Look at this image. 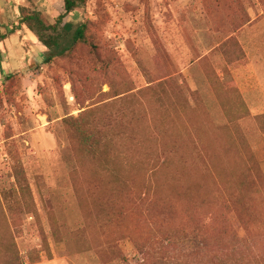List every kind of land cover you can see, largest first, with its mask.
<instances>
[{"label":"rangeland","instance_id":"rangeland-1","mask_svg":"<svg viewBox=\"0 0 264 264\" xmlns=\"http://www.w3.org/2000/svg\"><path fill=\"white\" fill-rule=\"evenodd\" d=\"M32 12L0 0V264H264V0H86L48 63Z\"/></svg>","mask_w":264,"mask_h":264},{"label":"trees","instance_id":"trees-1","mask_svg":"<svg viewBox=\"0 0 264 264\" xmlns=\"http://www.w3.org/2000/svg\"><path fill=\"white\" fill-rule=\"evenodd\" d=\"M86 0H63L64 12L54 19L52 23H46L37 12L25 15H18V28L24 26L32 32L38 44L44 47L42 61L48 63L55 58L68 56L80 43H88L87 27L78 18L77 11L84 7ZM12 30L6 33L12 35ZM7 37H0V42ZM9 78V77H7ZM190 245L200 247L198 234L192 235L187 240Z\"/></svg>","mask_w":264,"mask_h":264},{"label":"crops","instance_id":"crops-1","mask_svg":"<svg viewBox=\"0 0 264 264\" xmlns=\"http://www.w3.org/2000/svg\"><path fill=\"white\" fill-rule=\"evenodd\" d=\"M254 20V19H253ZM250 22H252V21H250Z\"/></svg>","mask_w":264,"mask_h":264}]
</instances>
